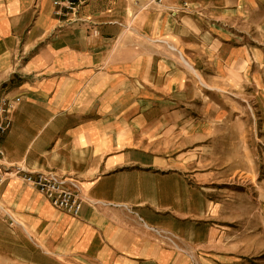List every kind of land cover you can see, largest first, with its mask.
Masks as SVG:
<instances>
[{
    "label": "crops",
    "instance_id": "0c3cea01",
    "mask_svg": "<svg viewBox=\"0 0 264 264\" xmlns=\"http://www.w3.org/2000/svg\"><path fill=\"white\" fill-rule=\"evenodd\" d=\"M148 3L87 0L67 26L50 0H0V98L19 100L0 165L98 204L74 217L9 176L0 264H218L251 213L202 171L209 112L182 105L259 85L264 0Z\"/></svg>",
    "mask_w": 264,
    "mask_h": 264
},
{
    "label": "rangeland",
    "instance_id": "374dc122",
    "mask_svg": "<svg viewBox=\"0 0 264 264\" xmlns=\"http://www.w3.org/2000/svg\"><path fill=\"white\" fill-rule=\"evenodd\" d=\"M261 68L253 70L261 78L258 86L221 88L222 92L198 86L212 101L182 105L190 115L209 112L204 118L211 126L206 138L213 140L201 153L202 171L212 174L221 193L251 207V213L236 216L234 235L221 245L218 264H264V61ZM212 115L220 117V123L213 124ZM234 128L236 132L229 134ZM204 258L213 264L212 256Z\"/></svg>",
    "mask_w": 264,
    "mask_h": 264
},
{
    "label": "built area",
    "instance_id": "2783aa9c",
    "mask_svg": "<svg viewBox=\"0 0 264 264\" xmlns=\"http://www.w3.org/2000/svg\"><path fill=\"white\" fill-rule=\"evenodd\" d=\"M53 6V15L63 25H73L80 22L79 12L87 0H50ZM165 0H149L148 5L163 7ZM184 9H188L184 5ZM18 99L0 98V163L3 158L1 141L3 136L10 130L12 125L11 115L15 109ZM0 165V192L9 176L19 177L24 184L35 189L41 194L55 209L77 217L84 205L96 206L82 196L77 185L73 181H67L53 173L31 174L21 169H2Z\"/></svg>",
    "mask_w": 264,
    "mask_h": 264
},
{
    "label": "bare ground",
    "instance_id": "6f19581e",
    "mask_svg": "<svg viewBox=\"0 0 264 264\" xmlns=\"http://www.w3.org/2000/svg\"><path fill=\"white\" fill-rule=\"evenodd\" d=\"M189 67V66H188ZM193 73H194V71L193 70H191Z\"/></svg>",
    "mask_w": 264,
    "mask_h": 264
}]
</instances>
